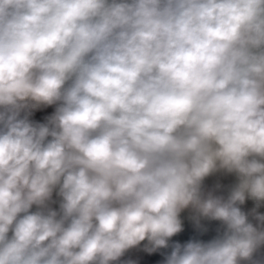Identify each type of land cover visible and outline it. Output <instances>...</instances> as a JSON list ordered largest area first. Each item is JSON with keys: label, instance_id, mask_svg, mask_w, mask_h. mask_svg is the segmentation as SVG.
<instances>
[{"label": "clouds", "instance_id": "clouds-1", "mask_svg": "<svg viewBox=\"0 0 264 264\" xmlns=\"http://www.w3.org/2000/svg\"><path fill=\"white\" fill-rule=\"evenodd\" d=\"M221 170L227 199L202 190ZM248 198L264 203V0H0V264H135L144 241L163 264H264ZM190 207L223 231L170 244Z\"/></svg>", "mask_w": 264, "mask_h": 264}, {"label": "crops", "instance_id": "crops-1", "mask_svg": "<svg viewBox=\"0 0 264 264\" xmlns=\"http://www.w3.org/2000/svg\"><path fill=\"white\" fill-rule=\"evenodd\" d=\"M55 109V105L49 106L47 108H41L38 110H34L31 120L36 122H45L46 117L51 115ZM239 183L238 176L236 173H227L223 170L217 171L210 176L206 177L202 182V190L205 194L211 192L215 196H222L225 199L229 196L231 190ZM248 208V211L252 215L251 218H248L254 226H258L261 224L260 221L254 218L253 210L255 213H259L264 215V203H262L259 207H257L256 202L250 198L245 200V203ZM58 206V203H54L51 207L55 208ZM33 211H35V206H33ZM195 213L194 210L190 207L185 209L181 213L182 227L183 230L177 235L170 238L169 243L179 242L184 244L189 240L198 239L202 241H209L213 239L218 232H222L224 226L220 221H209L205 219H201L200 224L207 229V231H201L197 228L196 222L194 219ZM169 253L171 248H165ZM245 262H241L243 264Z\"/></svg>", "mask_w": 264, "mask_h": 264}, {"label": "built area", "instance_id": "built-area-1", "mask_svg": "<svg viewBox=\"0 0 264 264\" xmlns=\"http://www.w3.org/2000/svg\"><path fill=\"white\" fill-rule=\"evenodd\" d=\"M53 200L58 203L54 209L58 210L59 208V197L53 194ZM147 241L141 243L140 246L128 250L125 256L122 257V260H130L134 261L135 264H163L164 258L166 254H170L166 249H159L156 252L148 253L144 251V246ZM113 264H117V262H113Z\"/></svg>", "mask_w": 264, "mask_h": 264}, {"label": "trees", "instance_id": "trees-1", "mask_svg": "<svg viewBox=\"0 0 264 264\" xmlns=\"http://www.w3.org/2000/svg\"><path fill=\"white\" fill-rule=\"evenodd\" d=\"M239 207L241 208V210H242L243 212H245L246 214H248V218H251V217H252V215H251L250 212L248 211V208H247L246 205H239ZM261 253L264 254V248L261 249ZM243 264H246V262L243 263Z\"/></svg>", "mask_w": 264, "mask_h": 264}]
</instances>
